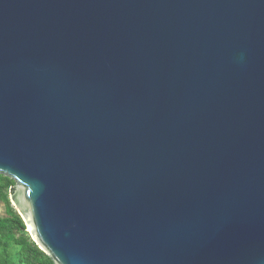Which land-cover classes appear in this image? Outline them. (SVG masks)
<instances>
[{"label": "water", "instance_id": "95a60500", "mask_svg": "<svg viewBox=\"0 0 264 264\" xmlns=\"http://www.w3.org/2000/svg\"><path fill=\"white\" fill-rule=\"evenodd\" d=\"M0 175L54 264H264V0H0Z\"/></svg>", "mask_w": 264, "mask_h": 264}, {"label": "trees", "instance_id": "16d2710c", "mask_svg": "<svg viewBox=\"0 0 264 264\" xmlns=\"http://www.w3.org/2000/svg\"><path fill=\"white\" fill-rule=\"evenodd\" d=\"M15 182L0 175V203L4 214L0 215V264H54L33 242L23 219L10 201Z\"/></svg>", "mask_w": 264, "mask_h": 264}, {"label": "rangeland", "instance_id": "374dc122", "mask_svg": "<svg viewBox=\"0 0 264 264\" xmlns=\"http://www.w3.org/2000/svg\"><path fill=\"white\" fill-rule=\"evenodd\" d=\"M4 214V207H3V204L0 203V215H3Z\"/></svg>", "mask_w": 264, "mask_h": 264}]
</instances>
